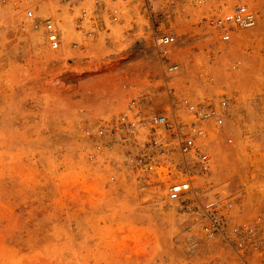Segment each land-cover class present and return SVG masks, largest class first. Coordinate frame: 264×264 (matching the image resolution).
Segmentation results:
<instances>
[{
  "label": "rangeland",
  "instance_id": "rangeland-1",
  "mask_svg": "<svg viewBox=\"0 0 264 264\" xmlns=\"http://www.w3.org/2000/svg\"><path fill=\"white\" fill-rule=\"evenodd\" d=\"M140 3L120 4L118 18L135 20ZM190 4L178 2L183 18ZM45 6L36 9L45 14ZM74 11L63 20L53 13L61 45L51 52L39 33L20 32L22 20L10 7H0V264H264V12L254 30L240 35L248 38L239 52L221 54L209 69L213 84L192 92L229 98L231 181L216 191L230 194L245 219L260 216L262 239L238 254L203 241L188 250L177 207L143 203L110 182L106 166L84 160L76 128L90 110L82 105L92 102L86 86L93 67L67 64L79 36ZM219 150L213 158L222 177Z\"/></svg>",
  "mask_w": 264,
  "mask_h": 264
},
{
  "label": "built area",
  "instance_id": "built-area-1",
  "mask_svg": "<svg viewBox=\"0 0 264 264\" xmlns=\"http://www.w3.org/2000/svg\"><path fill=\"white\" fill-rule=\"evenodd\" d=\"M81 1L0 0V7H10L22 20L20 32L39 33L51 52L61 45L53 12L77 9L72 30L79 33L78 43H71L75 54L67 64L93 67L86 86L92 102L82 105L90 110L76 128L84 160L106 166L108 180L143 203L177 207L187 223L183 240L188 250L202 241L238 254L259 248L260 216L245 219L230 194L216 191L231 181L226 149L232 141L223 129L231 118L229 100L203 90L198 97L192 93L213 84L209 69L221 55L219 47L238 30L252 29L258 13L243 2L213 0L206 7L205 0H191L193 14L183 18L173 5L179 0L159 6L140 0L142 24L143 18L123 22L100 0H90L91 10ZM45 3L49 11H37ZM89 11L92 18L84 23ZM208 128L216 136L204 143ZM214 146H221L222 177Z\"/></svg>",
  "mask_w": 264,
  "mask_h": 264
},
{
  "label": "bare ground",
  "instance_id": "bare-ground-1",
  "mask_svg": "<svg viewBox=\"0 0 264 264\" xmlns=\"http://www.w3.org/2000/svg\"><path fill=\"white\" fill-rule=\"evenodd\" d=\"M181 0H179V1H175L174 3L175 4H173L174 6H175V8H176V10H177V12H180L181 10H178L177 9V4H178V2H180ZM231 1H235V2H243V3H245L249 8H251L252 10H254L255 12H257L258 14V16H257V22H256V25L252 28V29H249V30H244V31H242V30H238V32L237 33H235L234 35H232V40L230 41V43L229 44H225V48H223L222 49V47L223 46H220L219 47V50H221V54H223V53H227V54H229L230 55V57L231 56H233L236 52H239V49L238 48H240V46H243L244 44H245V40H247V38L248 37H246L245 38V36H240L243 32H250V31H252V30H254V28L258 25V23H259V18H261L262 17V13L264 12V9L262 10L261 8H259L258 7V5L259 6H263L264 7V0H254V2L252 3V0H231ZM82 2V4L84 5V6H87V4H88V0H82L81 1ZM89 2H91L90 0H89ZM100 2H102L104 5H105V8H112V9H115V8H120L122 5H120V4H123V3H125V1L124 2H120V0H100ZM165 2H171L170 0H165ZM212 3H213V0H205V3H204V6H206V7H209V6H213L212 5ZM252 3V4H251ZM256 3V4H255ZM164 4V3H163ZM91 5H92V2H91ZM134 5V4H133ZM202 7V6H201ZM168 8H169V6H168ZM190 8L192 9V12H191V14L193 13V10H194V7H193V4H192V2H191V4H190ZM221 8H223V7H221ZM138 10L139 9H137V12H132V13H134V17H136L135 18V20H136V22H137V19L138 18H143L144 19V17H142V14H139L138 13ZM73 11V10H72ZM202 11H204V8L202 9ZM74 12H76V11H74ZM56 16H58L59 18H61V20H63L66 16H68L69 15V13H68V15L66 14L67 13V11H65L64 9H61V11L60 12H53ZM77 13V12H76ZM191 14H189V15H187V17L188 16H191ZM90 15V14H89ZM87 14H86V17L85 18H87ZM90 17L92 18V16L90 15ZM105 18V17H104ZM66 19V18H65ZM86 20V19H85ZM144 22L146 21L145 19L143 20ZM124 22V21H123ZM179 22H180V19H179ZM138 23V22H137ZM64 24V23H63ZM163 29V32L165 31V29L164 28H162ZM142 30H141V27H139L138 28V32H141ZM149 33V32H148ZM73 50V49H72ZM235 56V55H234ZM232 59H233V57H232ZM183 76V74H181V71H180V78ZM173 82H174V80H173ZM222 97L224 98V99H227V100H229V98L228 97H225L224 95H222ZM231 100V99H230ZM227 122H231V118H227V120H225V122H224V127H223V129H224V133L226 134V135H228V136H232V138L234 137L233 136V131H232V129H231V126H230V130L228 129V126H227ZM207 135V139L206 140H204L203 142L204 143H209L211 140H214L215 139V136H216V134H215V131H214V129L213 128H208L207 129V133H206ZM214 144H215V142H214ZM213 144V145H214ZM234 146V144L232 145V146H230V147H228L227 149H226V152H228V155L226 156L227 158L226 159H229L230 158V150H231V148ZM218 147H220V150H219V154H221L222 156H223V154H222V152H221V146H218ZM218 147H216V146H214V149H213V153H212V156H215L214 155V153H215V150L217 149L218 150Z\"/></svg>",
  "mask_w": 264,
  "mask_h": 264
}]
</instances>
